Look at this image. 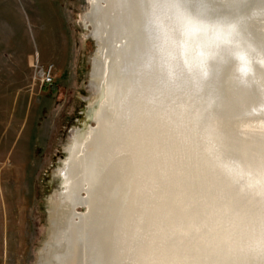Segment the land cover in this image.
<instances>
[{
	"label": "bare ground",
	"instance_id": "bare-ground-1",
	"mask_svg": "<svg viewBox=\"0 0 264 264\" xmlns=\"http://www.w3.org/2000/svg\"><path fill=\"white\" fill-rule=\"evenodd\" d=\"M87 2L92 95L36 264H264V136L241 130L264 0Z\"/></svg>",
	"mask_w": 264,
	"mask_h": 264
},
{
	"label": "rangeland",
	"instance_id": "rangeland-1",
	"mask_svg": "<svg viewBox=\"0 0 264 264\" xmlns=\"http://www.w3.org/2000/svg\"><path fill=\"white\" fill-rule=\"evenodd\" d=\"M57 3L0 0V264H36L49 237L59 168L92 95L88 2ZM36 59L56 62L52 85L35 77Z\"/></svg>",
	"mask_w": 264,
	"mask_h": 264
},
{
	"label": "water",
	"instance_id": "water-1",
	"mask_svg": "<svg viewBox=\"0 0 264 264\" xmlns=\"http://www.w3.org/2000/svg\"><path fill=\"white\" fill-rule=\"evenodd\" d=\"M227 1H229V0H205V3H203V4H204V8H206L205 10L208 11L209 10L208 8L212 7L213 4H217L218 6L223 5V4L226 5ZM210 14H213L214 16L217 17L220 13L216 10L214 12V10H213V12ZM260 21H261L260 23L258 22L259 27L260 26L263 27L264 26V18L260 19ZM259 33L262 35V37H264V29H263V31H260ZM95 45H96V43H95ZM91 68H92V63H91ZM90 75H91V72L89 74V77H90ZM242 119H243V121L244 120L248 121V122L246 121L247 123L245 122L244 123L245 125L241 127V130L243 129L242 131H244L246 133L257 134L259 136H262V135L264 136V123L261 122V121H264V116H262V115L261 116H250V117L241 118V120Z\"/></svg>",
	"mask_w": 264,
	"mask_h": 264
},
{
	"label": "built area",
	"instance_id": "built-area-1",
	"mask_svg": "<svg viewBox=\"0 0 264 264\" xmlns=\"http://www.w3.org/2000/svg\"><path fill=\"white\" fill-rule=\"evenodd\" d=\"M36 68L35 77L41 81L43 85H52L55 79V68L52 64L43 66L40 65L39 61L36 59L34 64Z\"/></svg>",
	"mask_w": 264,
	"mask_h": 264
},
{
	"label": "crops",
	"instance_id": "crops-1",
	"mask_svg": "<svg viewBox=\"0 0 264 264\" xmlns=\"http://www.w3.org/2000/svg\"><path fill=\"white\" fill-rule=\"evenodd\" d=\"M56 4H57V6H58V3H57V0H53ZM59 7V6H58ZM59 12H60V10H59ZM61 13V12H60ZM61 15H62V13H61ZM62 18H63V15H62ZM63 20H64V18H63ZM65 29V28H64ZM65 31V30H64ZM66 33L64 34V39L66 40ZM66 46V45H65ZM66 48V47H65ZM65 48H64V50H65ZM65 52V51H64ZM63 52V54L65 55L66 53H64ZM62 54V55H63ZM56 55H59V53H56ZM32 56V55H31ZM29 57L28 59H29V61H28V63L30 64V63H32L33 64V57ZM64 57V56H63ZM63 57H62V59H61V61L60 62H62V60H63ZM56 63V62H53V61H50V62H48L47 64L49 65V64H52V63ZM40 63V62H39Z\"/></svg>",
	"mask_w": 264,
	"mask_h": 264
}]
</instances>
